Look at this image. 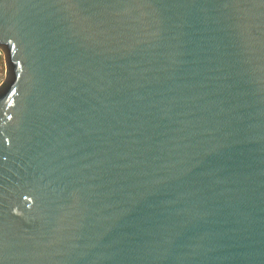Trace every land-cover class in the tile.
<instances>
[{"label":"water","instance_id":"obj_1","mask_svg":"<svg viewBox=\"0 0 264 264\" xmlns=\"http://www.w3.org/2000/svg\"><path fill=\"white\" fill-rule=\"evenodd\" d=\"M0 46V264H264V0H0Z\"/></svg>","mask_w":264,"mask_h":264},{"label":"flooded vegetation","instance_id":"obj_2","mask_svg":"<svg viewBox=\"0 0 264 264\" xmlns=\"http://www.w3.org/2000/svg\"><path fill=\"white\" fill-rule=\"evenodd\" d=\"M0 53H1V57H0V75H4L5 80H0V93L3 91H9L13 82L11 81L10 85L8 86H4L6 83V80L8 79V77L10 76V72H13V75H16L15 72V67L13 62L11 61L10 58V54L8 52V50L5 47H1L0 46ZM5 63V64H4ZM4 65H6V67H4ZM6 68V70L4 69ZM14 79V78H13Z\"/></svg>","mask_w":264,"mask_h":264},{"label":"rangeland","instance_id":"obj_3","mask_svg":"<svg viewBox=\"0 0 264 264\" xmlns=\"http://www.w3.org/2000/svg\"><path fill=\"white\" fill-rule=\"evenodd\" d=\"M5 64V63H4ZM4 67H6V65H4ZM5 70H6V68H4ZM3 79H4V75H0V80H2L3 81Z\"/></svg>","mask_w":264,"mask_h":264},{"label":"built area","instance_id":"obj_4","mask_svg":"<svg viewBox=\"0 0 264 264\" xmlns=\"http://www.w3.org/2000/svg\"><path fill=\"white\" fill-rule=\"evenodd\" d=\"M0 57H1V53H0Z\"/></svg>","mask_w":264,"mask_h":264}]
</instances>
